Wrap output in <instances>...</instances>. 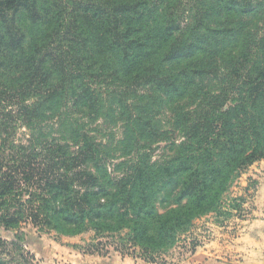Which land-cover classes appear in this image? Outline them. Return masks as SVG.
<instances>
[{"label":"trees","instance_id":"obj_1","mask_svg":"<svg viewBox=\"0 0 264 264\" xmlns=\"http://www.w3.org/2000/svg\"><path fill=\"white\" fill-rule=\"evenodd\" d=\"M254 4L244 0L240 10L250 12ZM59 6V1L0 0V30L5 29L0 46L6 38L11 49L22 51L25 38V81L13 91L0 89V96L19 98L20 118L31 133L25 145L8 154V136L0 141V224L16 228L27 221L70 236L94 232L90 251L102 254L113 245L155 262L154 254L171 246L187 219L216 202L226 186V173L264 159V75L250 82V99L258 112L250 115L255 124L249 131L231 129L226 141H210L197 133L194 146L187 150L188 162L178 150L159 169L145 160L148 154L138 145V157L126 162L122 173L111 175L106 144L85 132V123L77 119L79 113L97 114L105 104L100 90L84 76L119 82L110 101L118 111L132 110L126 120L133 124L129 139L139 144L144 135L162 134L152 124V107L143 104L145 92L149 89L152 96L172 84L162 93L169 96L167 101L173 99L179 74L171 64L190 59L200 39L198 35L186 39L189 30L182 19L129 15L137 7L130 2L77 0L71 18L63 17L62 9L56 12ZM20 12L44 28L29 47L28 35L16 32L17 38L12 30ZM205 20L209 19L202 15L195 26ZM98 46L111 49L114 59L103 57L94 63L91 59L103 53ZM4 100L0 97V104ZM131 114L137 116L133 119ZM208 115L207 111L203 119ZM202 125L192 127L199 131ZM170 197L172 208L159 213L157 203L165 204Z\"/></svg>","mask_w":264,"mask_h":264},{"label":"rangeland","instance_id":"obj_2","mask_svg":"<svg viewBox=\"0 0 264 264\" xmlns=\"http://www.w3.org/2000/svg\"><path fill=\"white\" fill-rule=\"evenodd\" d=\"M41 1L46 4L59 1L62 6L57 7L56 12L62 9L63 17L75 16L71 6L77 0ZM89 1H125L137 6H133L129 15L182 19L188 26L186 32L189 30L186 39L193 40L197 35L200 39L190 59L171 64L179 74L175 80L178 89L173 92V99L167 101L169 96L162 93L172 84L155 90L152 96L147 88L143 104L148 103L152 107L149 111L152 124L162 134L144 135L140 143L148 138L145 147L129 139V128L133 124L129 125L126 120L132 110L118 111V105L110 101V95L116 93L119 82L107 81L104 76H84L97 86L105 104L97 114L79 113L77 119L85 123V132L106 144L105 158L109 174L122 173L126 162L138 157V145V150L148 154L145 160L159 169L174 159L178 150L185 154L183 159L188 162L187 150L194 146L197 133L209 136L210 141L217 138L226 141L232 136L231 129L235 131L240 127L243 131H249L255 124L250 115L258 111L250 99L249 88L251 81L264 75V0H254V8L250 12L240 10L244 0ZM201 14L209 20L202 24L196 22L198 25L195 26ZM93 22L97 24L98 21L93 19ZM12 30L17 38L20 33L16 32L26 33L29 47L36 37L41 36L44 28L31 24L25 13L20 12ZM4 31L0 30V35H4ZM173 40L174 36H170V42ZM4 41L6 44L0 46V89L13 91L25 81V38L22 51L11 49L6 38ZM97 49L103 53L91 59L94 63V59L103 57L105 60L114 59L113 51L108 47L98 46ZM20 91L25 94V91ZM3 96L6 102L0 104V141L8 136L5 152L8 154L9 151L18 150L19 145H25L31 133L20 118L19 98ZM3 96L0 97L3 99ZM207 111L209 115L203 119ZM136 116L131 114L133 119ZM197 122L203 123L199 131L192 127ZM221 125L227 132L220 130ZM47 129L51 130L49 127ZM252 139L254 141L255 137L252 136ZM214 159L216 161L217 157ZM235 171L224 175L226 186L216 197V202L209 204L210 209L206 208L199 216L187 219L185 228L177 234L171 246L161 254H154L155 262H150L143 254L123 253L113 245L102 254L90 251L88 246L93 242L94 232L62 235L56 229L40 228L22 221L16 228H6L0 224V264H196V252L201 248L212 253L218 251L215 253L223 258L241 259L235 250L237 239L243 231V220L249 218L251 210L257 206V191L264 189V159ZM171 199L168 198L165 204L157 203L159 213L172 208L168 206Z\"/></svg>","mask_w":264,"mask_h":264},{"label":"crops","instance_id":"obj_3","mask_svg":"<svg viewBox=\"0 0 264 264\" xmlns=\"http://www.w3.org/2000/svg\"><path fill=\"white\" fill-rule=\"evenodd\" d=\"M249 218L243 220V231L237 239V257L227 259L201 248L196 252V264H264V189H260ZM216 254V255H215ZM214 255V256H213Z\"/></svg>","mask_w":264,"mask_h":264}]
</instances>
